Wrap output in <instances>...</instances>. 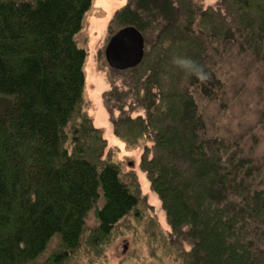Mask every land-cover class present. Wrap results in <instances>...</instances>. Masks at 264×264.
I'll return each mask as SVG.
<instances>
[{
    "label": "trees",
    "instance_id": "trees-1",
    "mask_svg": "<svg viewBox=\"0 0 264 264\" xmlns=\"http://www.w3.org/2000/svg\"><path fill=\"white\" fill-rule=\"evenodd\" d=\"M93 1L0 0V264H81L130 222L145 225L150 264L168 254L174 264H264V158L243 156L254 130L236 141L209 136L203 113L224 88L213 59L222 44L264 61V0L206 9L128 0L112 18L107 43L135 27L145 55L117 71L124 89L106 92L105 105L118 138L144 141L141 169L170 236L86 111L88 54L77 38Z\"/></svg>",
    "mask_w": 264,
    "mask_h": 264
},
{
    "label": "rangeland",
    "instance_id": "rangeland-1",
    "mask_svg": "<svg viewBox=\"0 0 264 264\" xmlns=\"http://www.w3.org/2000/svg\"><path fill=\"white\" fill-rule=\"evenodd\" d=\"M194 1L197 9L219 8V0ZM127 3L128 0H94L91 10L85 17L83 30L77 38L79 45L86 49L88 54L85 66L86 111L94 125L104 131V138L108 141L106 154L110 150L109 156L120 165L125 181L131 176L136 179L142 195L146 197L149 207L152 208V216L157 219V224L167 234L166 236H170L168 234L171 233V227L161 201L151 189L147 175L141 169L144 141L139 146H132L118 138L105 105L106 92L116 86L124 89L122 87L124 75L110 69L105 59V48L111 29H115L114 26L112 28V18ZM213 59L224 88L216 100L209 104L204 103L203 113L207 133L209 136L236 141L253 129V134L243 147V156L261 160L264 158V61L258 55L242 52L232 45L224 44L218 48V54L213 56ZM5 102L0 99V110L6 105ZM128 103H131V106L136 105L134 98L128 100ZM133 110L131 113L133 117L144 113L138 108ZM119 114L115 111L113 116L117 118ZM94 224L95 216L92 214L88 219V225ZM137 224L130 222L128 226H124L123 234L120 232L117 235L116 232L113 235L114 239L103 247L101 256L95 257L91 253L83 258L84 263L81 264H87L88 258L94 261L90 264H131L135 261L142 263L144 259L147 264L152 263L154 259L150 250L153 245H147L145 242L146 238L143 237L145 225L137 226ZM138 230L139 233H135ZM158 238L163 246L162 237ZM176 245L169 242L165 248L174 250L173 246ZM183 246L190 251L191 241H185ZM158 254L161 256V250ZM168 255L163 257V262L174 264L170 254Z\"/></svg>",
    "mask_w": 264,
    "mask_h": 264
},
{
    "label": "water",
    "instance_id": "water-1",
    "mask_svg": "<svg viewBox=\"0 0 264 264\" xmlns=\"http://www.w3.org/2000/svg\"><path fill=\"white\" fill-rule=\"evenodd\" d=\"M145 55V39L135 27H127L116 33L105 48L108 66L116 71L136 68Z\"/></svg>",
    "mask_w": 264,
    "mask_h": 264
}]
</instances>
